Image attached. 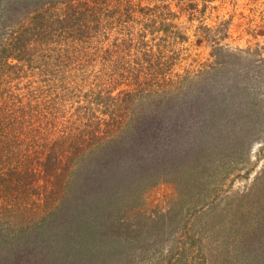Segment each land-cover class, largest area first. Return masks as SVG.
<instances>
[{
    "label": "trees",
    "instance_id": "obj_1",
    "mask_svg": "<svg viewBox=\"0 0 264 264\" xmlns=\"http://www.w3.org/2000/svg\"><path fill=\"white\" fill-rule=\"evenodd\" d=\"M55 1L0 0V7L4 8L0 15L4 35L3 43L0 42V85L3 95L11 100L5 103L11 106L10 112L3 106L2 117L6 126L10 119H15L12 112L18 114L20 122L27 118L30 130L25 145L31 151L30 157L21 161L13 152L2 155L3 142L0 143V234L3 227L18 226L20 221V227H31L34 223L31 216L35 212L42 215L41 223L35 227L37 235L32 233L25 238L26 232L22 229L14 235L2 234L0 264H80L84 258L113 255L95 246L96 228L99 224V238L104 236L101 226L108 218L114 219L122 201H131L132 205L140 202L153 176L162 180L171 173L174 180H180L179 173L187 174L190 170L181 180L193 177L192 169L210 160L217 147L220 146L217 155L227 154L221 147L225 142L226 149L228 141L231 145L235 143L233 150L237 153L245 141L251 140L252 126L258 122V94L250 91L251 71L249 67L244 68L240 60L249 55L239 57L218 48L213 53L217 61L203 72L205 75L193 78L196 81L187 77L176 80L165 77L163 72L168 62L164 65L156 58L153 63L154 54L150 50L135 51L133 55L138 59L134 65H141L137 61L147 64L148 71L156 68L160 77L140 76L142 70L138 74L134 69L132 72L127 68L130 64L124 60L125 63L122 60L120 63L103 59V63L108 64L104 65L105 72L111 73L93 78L97 84L94 87L99 90L87 91L83 106H78L71 116H75L78 123L83 120L86 123L78 127V123L64 119L56 123L63 116L59 103L54 99L42 105L36 101L32 105L35 94L43 92L28 78L34 77L37 69L44 75L50 74L48 88H56L52 78L57 75L64 78L62 71L67 62L71 63L75 43L81 45L82 52L88 32L93 30L95 34L102 28L98 17L103 11L99 5L101 0H63L62 9L52 11ZM106 14L108 18L114 16L113 11ZM23 19L27 22L21 26ZM12 25L14 27H10ZM128 46L120 42V47L127 48L126 57L132 54ZM119 66L121 71L115 74ZM56 70L61 73L55 75ZM25 79L19 87L20 81ZM14 81L15 89L9 90ZM184 81L188 88L182 92ZM58 82L65 90L66 81ZM21 90L24 98L18 93ZM23 99L26 106L22 104ZM96 111L104 118L101 122L95 117ZM0 130H3L1 125ZM35 169L39 171L37 179L42 180L37 193L39 198L37 202L24 204L28 200L25 190L35 182ZM60 193L64 195L63 204L52 205L50 201ZM15 202L25 211L15 208ZM11 208L16 210L14 214L20 213L17 224L9 221ZM101 212V220L98 215L93 216ZM84 213L89 215L88 225H94L92 238L91 230L85 229V222L81 223L83 230L77 227L73 233L71 216L82 220ZM52 222L55 231L68 233L66 239L57 237V245L50 241L53 236L43 235ZM72 239L78 242L77 251L73 250V242L68 244ZM25 241L29 247L21 245ZM122 244L121 238L115 261L107 260L102 264H129L131 253L122 252ZM66 257L69 263L63 261Z\"/></svg>",
    "mask_w": 264,
    "mask_h": 264
},
{
    "label": "rangeland",
    "instance_id": "obj_2",
    "mask_svg": "<svg viewBox=\"0 0 264 264\" xmlns=\"http://www.w3.org/2000/svg\"><path fill=\"white\" fill-rule=\"evenodd\" d=\"M63 5V0H56L52 11L61 10ZM99 5L103 11V15L98 17L102 28L95 34L93 30L88 32L82 52L79 49L81 45L75 43L71 63L67 62L62 71L64 78L57 75L61 73L60 70H56L57 76L52 78L56 82V88H48L51 83L50 74L44 75L37 69L34 71L35 76L28 78L34 80V87H39L43 92L35 94L32 105L36 101L42 105L54 99L59 103L63 116L56 123L63 119L65 122H79L75 116H71L78 106H83L82 101L87 91L99 90L94 87L97 84L93 78L111 73L105 72L104 65L108 64L103 63V59L120 63L124 60L130 64L127 68L132 72L134 69L138 74L142 70L140 76L160 77L156 68L148 71L147 64L137 61L141 65H134L135 59H138L134 57V52L143 50L152 51L153 63L156 58H160L164 65L168 62L163 73L172 80L181 77L198 79L205 75L203 72L217 61L213 56L215 49L228 50L239 57L246 53L249 57L240 60L243 67H249L251 71L250 91L258 94L256 105L259 115L258 122L252 126L254 134L251 140L245 141L237 153L233 150L235 143L231 145L228 141L227 151L224 148L225 142L221 147L227 154L217 155L220 146L217 147L210 160L203 163L205 165L201 163L196 167L198 169H192L193 177L185 178L190 170L187 174L179 173L180 180H174L175 176L171 173L162 180L153 176L150 187L140 202L132 205L129 203L131 201H122L117 206L114 219L108 218L101 226L104 236L99 238V224L96 228L95 246L98 249L103 247V253L107 251L113 255L84 258L80 264H102L107 260L114 262V257H118V241L121 238L122 252L129 251L132 256L129 264H264V0H101ZM3 9L1 6L0 15ZM110 11H113L114 16L108 18L106 12ZM26 22L23 19L19 24L22 26ZM90 25L94 26V23L91 22ZM17 26L16 22L15 27ZM2 32L0 23V42L3 43ZM120 42L130 45V57L125 56L127 48L120 47ZM57 47L62 50L61 46ZM77 52L80 54H76ZM120 68L121 66L115 74L121 71ZM216 75L218 76L217 73ZM58 80H64V83L66 81L65 90ZM25 81L26 79L20 81L19 87ZM187 86V81H184L181 91L187 90ZM15 87L16 81L8 89ZM19 92L24 98V91ZM6 102L11 100L8 95H3L0 85V125L3 126V130H0V143L3 142L1 154L12 155L13 152L24 161L31 155L25 145L29 139L30 122L27 118H22L20 122L18 114L12 112L15 119H10L6 126L2 117L3 106L6 105L9 112L11 109ZM22 104L27 105L25 99ZM95 117L99 122L104 119L98 111ZM84 123L86 120L78 123L77 127ZM245 131L249 133L248 128ZM9 146L13 149L8 150ZM34 173L35 182L25 190L28 191V200L24 204L37 202L36 198H39L37 193L42 180L37 179L38 170L35 169ZM63 198V193H60L50 203L63 204ZM11 207L14 205L11 204ZM15 208L25 211L17 202ZM11 209L13 211L10 212L9 221L16 222L20 213L17 211L14 214L16 210ZM35 213L30 219L34 222L31 227H20V221L18 226L3 227L0 237L2 234L9 236L19 229L26 232L25 238L32 233L37 235L35 227L41 223L39 219L42 215ZM101 214L102 212L95 213L93 216L98 215L101 220ZM21 215L24 218V214ZM71 220L73 233L77 227L84 229L81 227L83 222L86 223V230H93L94 225H88V213H84L82 220L72 216ZM129 225L132 226L131 229ZM53 227L52 222L44 229L43 235L46 238L53 236L50 241L57 245V237L66 239L68 233L60 229L55 231ZM92 230L91 238L95 236ZM70 243L73 250L77 251V240L72 239L68 244ZM21 245L29 247L26 241ZM63 261L69 263L70 259L66 257Z\"/></svg>",
    "mask_w": 264,
    "mask_h": 264
}]
</instances>
